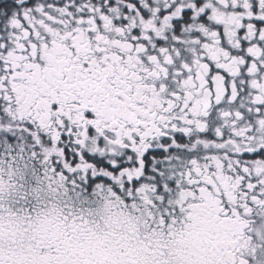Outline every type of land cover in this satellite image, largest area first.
<instances>
[{"label":"snow or ice","instance_id":"1","mask_svg":"<svg viewBox=\"0 0 264 264\" xmlns=\"http://www.w3.org/2000/svg\"><path fill=\"white\" fill-rule=\"evenodd\" d=\"M0 264H264V0H0Z\"/></svg>","mask_w":264,"mask_h":264}]
</instances>
